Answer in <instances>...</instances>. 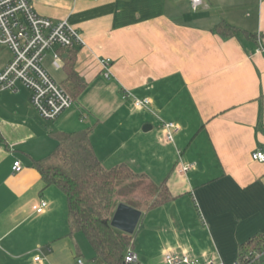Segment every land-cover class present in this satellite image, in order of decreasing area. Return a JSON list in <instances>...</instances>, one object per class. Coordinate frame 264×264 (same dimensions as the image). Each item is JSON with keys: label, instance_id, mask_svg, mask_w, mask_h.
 <instances>
[{"label": "crops", "instance_id": "1", "mask_svg": "<svg viewBox=\"0 0 264 264\" xmlns=\"http://www.w3.org/2000/svg\"><path fill=\"white\" fill-rule=\"evenodd\" d=\"M31 4L40 16L67 21L80 33L84 46L75 70L86 87L77 100L80 114L90 112V118L82 112V122L67 110L45 121L27 88L0 90V264H74L82 258L70 234L65 195L54 186L44 189L32 164L54 151V134L86 129L102 166L126 164L139 175L136 180L148 182L168 152L181 156L172 168L175 178L157 181L173 201L147 210L151 197L132 198L136 190L119 198L136 203L146 219L139 231L154 249L138 255L133 240L139 260L161 264L163 253L172 251L232 263L240 245L264 234V161L252 159L264 152V54L256 52L258 36L264 46V0H201L196 10L190 0ZM221 23L251 36L221 35L214 30ZM10 59L0 60V72ZM101 59L111 60L108 81ZM65 79L64 72L59 84ZM125 92L150 99L151 110L179 127L173 144L161 140L158 120L148 110H135ZM16 161L20 172L13 171ZM182 166L189 169L182 173ZM40 200L48 208L35 214L31 207ZM181 200L184 210L174 211ZM37 250L40 262L34 261Z\"/></svg>", "mask_w": 264, "mask_h": 264}, {"label": "trees", "instance_id": "2", "mask_svg": "<svg viewBox=\"0 0 264 264\" xmlns=\"http://www.w3.org/2000/svg\"><path fill=\"white\" fill-rule=\"evenodd\" d=\"M214 30L224 36H251L224 23L217 25ZM77 53L78 48L59 50L66 74L65 81L60 85L74 101L86 87L75 70ZM90 135V129L54 134L57 142L54 151L42 160L33 161L32 166L39 172L44 189L54 186L65 195L70 234H84L94 252L92 264H128L125 262V254L133 246L134 234L128 235L111 227L110 220L117 205L124 203L119 198L140 187L132 182L139 175L126 164L105 169L94 153ZM126 182L132 183L124 185ZM116 187H119L118 198ZM173 200L167 186L162 184L144 207L151 210ZM124 204L137 209L134 202ZM263 251L264 234H259L240 245L238 260L248 253L261 254ZM260 260L255 264H259Z\"/></svg>", "mask_w": 264, "mask_h": 264}, {"label": "built area", "instance_id": "3", "mask_svg": "<svg viewBox=\"0 0 264 264\" xmlns=\"http://www.w3.org/2000/svg\"><path fill=\"white\" fill-rule=\"evenodd\" d=\"M201 4V0H190L193 10ZM0 45L6 46L11 52V59L0 72V90L17 91L21 84L30 92V103L38 115L45 121L56 120L63 112L69 109L74 100L71 95L57 82L46 70L42 62L46 53L53 52L52 66L61 69V58L54 51L55 48H80L84 41L80 33L67 21H55L40 16L31 4V0H0ZM257 53L264 54V46L258 36ZM101 74L105 79L111 78L110 59H101ZM124 99L132 100L135 110H148L158 120L160 125L161 140L166 144L174 143V133L179 127L172 122L163 121L156 112L151 110L152 101L148 98H136L131 93L125 92ZM179 155V152H178ZM255 161H264V152L257 151L252 154ZM22 166L16 161L13 165L14 172H20ZM188 166H182L180 172H186ZM48 208V202L40 200L32 205L35 214H43ZM34 257L35 262H40L39 250ZM260 253H248L234 264H255L261 259ZM125 262L138 263V257L132 248L125 254ZM74 264H86L81 257H76ZM161 264H222L214 260H200L187 253H174L165 251Z\"/></svg>", "mask_w": 264, "mask_h": 264}, {"label": "rangeland", "instance_id": "4", "mask_svg": "<svg viewBox=\"0 0 264 264\" xmlns=\"http://www.w3.org/2000/svg\"><path fill=\"white\" fill-rule=\"evenodd\" d=\"M8 58H11V52L9 51V49L6 46H2L0 45V60L4 61ZM42 67L50 74L49 76L57 83H60L63 79H64V72L61 70H55L52 65H51V52H47L46 53V57L44 58L43 62H42ZM105 81H108L107 79H104ZM123 97V95H122ZM126 100H130L131 101V105H132V100L131 99H127ZM67 110H75L77 112V118L81 119V121H84L83 116H85L86 118H90V112L89 113H84V115L80 114L79 110V100H76L73 102L72 106L67 109ZM66 110V111H67ZM96 112H99L95 110ZM64 113V112H63ZM62 113V114H63ZM94 112H92L93 114ZM100 113V112H99ZM105 113V112H104ZM102 113V114H104ZM61 114V115H62ZM60 115V116H61ZM83 115V116H82ZM59 116V117H60ZM58 117V118H59ZM57 118V119H58ZM56 121V120H55ZM180 155H178L177 151H170L167 153V155L164 157V161L161 163L160 167H158V169L154 170L153 172H151L150 178L148 182H144L141 180H133V184L137 183L138 189L136 190V194L132 197H136L140 199V201H149V198L151 197L152 194L155 193L156 189L159 187H157V185H159L161 183V181H163V179H172L175 178L176 174L172 171L173 165L178 162L180 163ZM110 168V167H109ZM108 169V168H107ZM158 181V183H157ZM132 182H126L127 184H130ZM125 183V184H126ZM141 184V185H140ZM118 189L119 187H116V198L120 197L118 194ZM56 190V192H59L60 194H62L58 189H53ZM143 191V192H142ZM151 194V195H150ZM63 195V194H62ZM64 196V195H63ZM186 201L181 200L178 201L176 203V207L174 208V205H171L172 207L170 208H174V211H182L184 210L185 206H186ZM142 205V203H141ZM143 206V205H142ZM190 209V208H189ZM191 211V209H190ZM145 220V221H144ZM144 223L146 224V219H141L137 230L134 233V249L135 252L140 255L141 253H147L150 255H152V249H154V246L152 247V245H150V243L148 242V235L146 233L143 232V230H140V226H142L141 224ZM138 231L140 232L138 234ZM73 236L76 237L77 243H78V247L80 250V253L82 255V258L85 260L86 264H92V258L94 256V252L93 249L90 245V243L88 242V240L85 238L84 234L81 232L78 233H74ZM261 260L259 262V264H264V251L261 253ZM238 260V257L230 264H234V262H236ZM138 263H142V264H158V262H156V260H139L138 259Z\"/></svg>", "mask_w": 264, "mask_h": 264}, {"label": "water", "instance_id": "5", "mask_svg": "<svg viewBox=\"0 0 264 264\" xmlns=\"http://www.w3.org/2000/svg\"><path fill=\"white\" fill-rule=\"evenodd\" d=\"M150 126H144L143 131L147 132ZM142 212L124 203H120L114 210L110 220V226L128 235H133L141 219Z\"/></svg>", "mask_w": 264, "mask_h": 264}]
</instances>
